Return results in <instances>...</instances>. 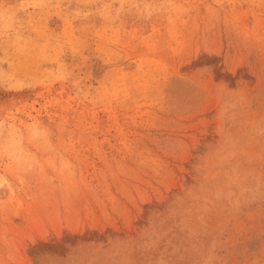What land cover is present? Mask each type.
Wrapping results in <instances>:
<instances>
[{
    "label": "rangeland",
    "instance_id": "obj_1",
    "mask_svg": "<svg viewBox=\"0 0 264 264\" xmlns=\"http://www.w3.org/2000/svg\"><path fill=\"white\" fill-rule=\"evenodd\" d=\"M0 264H264V0H0Z\"/></svg>",
    "mask_w": 264,
    "mask_h": 264
}]
</instances>
